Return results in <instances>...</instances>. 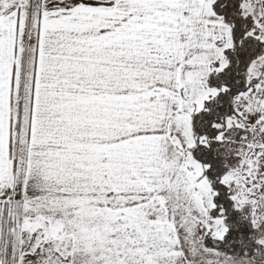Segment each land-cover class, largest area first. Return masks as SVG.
<instances>
[{
  "label": "snow or ice",
  "instance_id": "6c2138e0",
  "mask_svg": "<svg viewBox=\"0 0 264 264\" xmlns=\"http://www.w3.org/2000/svg\"><path fill=\"white\" fill-rule=\"evenodd\" d=\"M0 264H264V0H0Z\"/></svg>",
  "mask_w": 264,
  "mask_h": 264
}]
</instances>
